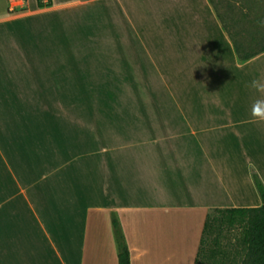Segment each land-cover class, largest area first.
I'll list each match as a JSON object with an SVG mask.
<instances>
[{"label":"crops","instance_id":"obj_1","mask_svg":"<svg viewBox=\"0 0 264 264\" xmlns=\"http://www.w3.org/2000/svg\"><path fill=\"white\" fill-rule=\"evenodd\" d=\"M264 52L210 0H0V264H196L213 209L262 205Z\"/></svg>","mask_w":264,"mask_h":264},{"label":"trees","instance_id":"obj_2","mask_svg":"<svg viewBox=\"0 0 264 264\" xmlns=\"http://www.w3.org/2000/svg\"><path fill=\"white\" fill-rule=\"evenodd\" d=\"M228 33L235 51L242 61H247L264 52V0H252L253 5L245 14V19L254 30L244 34L239 21L230 18L225 21L219 13L214 0H210ZM259 7V10L256 8ZM255 187L261 197L262 205L257 208L213 209L207 215L205 229L201 241L196 264H205L215 251L208 252L206 243L208 237L223 228L240 227L239 254L242 259L226 256L222 264H264V182L257 171L252 170ZM111 222L118 252L119 264H132L131 253L120 219L116 214L111 215ZM219 244V243H218ZM210 253V254H209ZM241 262V263H239Z\"/></svg>","mask_w":264,"mask_h":264},{"label":"rangeland","instance_id":"obj_3","mask_svg":"<svg viewBox=\"0 0 264 264\" xmlns=\"http://www.w3.org/2000/svg\"><path fill=\"white\" fill-rule=\"evenodd\" d=\"M214 2L219 13L223 16L225 21H228L230 18H234L235 20L239 21V24H241L240 29L245 35L247 33H252L254 28L248 24L245 19V14L249 11V9H251V7H256L252 4V0H214ZM28 8L22 12L28 11ZM256 10H259V7H257ZM240 234V227L223 228V230H221L219 233L218 231L213 232L207 239L206 249L210 253L211 251H215V253L211 255L210 259L205 260V264H222V262L225 261L227 255L237 257V259L240 261L242 259V255L239 254L238 250Z\"/></svg>","mask_w":264,"mask_h":264},{"label":"built area","instance_id":"obj_4","mask_svg":"<svg viewBox=\"0 0 264 264\" xmlns=\"http://www.w3.org/2000/svg\"><path fill=\"white\" fill-rule=\"evenodd\" d=\"M7 10L9 13H17L27 10L28 0H6ZM52 0H38V4L42 7L51 5Z\"/></svg>","mask_w":264,"mask_h":264}]
</instances>
